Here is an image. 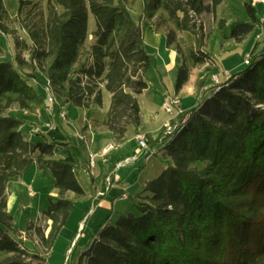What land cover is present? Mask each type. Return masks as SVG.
<instances>
[{"label":"trees","instance_id":"1","mask_svg":"<svg viewBox=\"0 0 264 264\" xmlns=\"http://www.w3.org/2000/svg\"><path fill=\"white\" fill-rule=\"evenodd\" d=\"M137 1L18 0L15 22L30 44L15 37L12 61L1 59L0 47V264H48L76 202L86 196L77 167L55 157L57 146L70 149L69 144L51 142L41 133L26 140L25 121L10 110L35 113L46 107V88L61 100L58 112L69 104L101 107L105 89L112 97L110 108L95 126L109 130L117 145L130 127L141 126L138 96L151 89L147 71L157 70L145 44L149 26L182 58L187 42L179 35L195 38L199 50L192 51L191 64L183 58L176 94L196 66L214 64L204 50L201 18L215 15L224 0H143L136 20ZM246 7L249 19L235 22L229 36L238 44L260 22L255 8ZM90 14L96 30L87 46ZM11 23L0 0V34L15 35ZM224 24L221 20L219 26ZM212 76L206 74L198 91ZM211 90V97L185 110L171 135L162 132L149 143L162 142L157 156L166 169L136 196L139 215L120 214L115 223L108 218L76 264H264V49ZM87 129L82 125L83 135ZM35 164L51 171L58 196L43 212L47 231L28 219L19 231L8 212V185ZM35 237L40 243L30 250L25 240L36 242Z\"/></svg>","mask_w":264,"mask_h":264},{"label":"crops","instance_id":"2","mask_svg":"<svg viewBox=\"0 0 264 264\" xmlns=\"http://www.w3.org/2000/svg\"><path fill=\"white\" fill-rule=\"evenodd\" d=\"M259 5L254 8L260 22L248 38L241 43L243 49L239 53V57H234V54L228 50V45L235 42L229 36H226L219 55L215 56L222 73L233 75L243 71L246 68L243 65V57L254 56L264 49V13H259ZM228 25L230 24L225 21L224 26ZM182 37L187 39V32H184ZM166 41V36L156 33L152 26L146 29V48L149 54L156 57V71L161 79V85L154 86L149 83L151 89L138 96L142 124L138 129L130 127L126 137L117 145L112 141V133L109 130L95 126V123L101 122L107 114L106 112L101 117L97 116L94 114L96 107L90 109L73 107L70 109L71 104H69L61 107V111L53 116L47 113L46 107H41L35 113H28L17 108L10 110L11 116L25 121L26 124L22 127V132H24L26 140L34 141L36 135L41 133L51 142L69 144L70 149L57 146L54 151L55 157L77 167L76 178L86 192V196L76 202L67 225L60 231L48 264H65L66 254L71 247H74L78 256L87 250L93 243L97 230L105 224L106 217L111 213L115 216L118 213L129 214L131 209L122 202L128 200L131 195L136 198L143 191L145 184L151 181L146 176L147 163L149 162H145L138 156L139 147L136 136L144 134L148 143L156 142L161 136L163 126L170 120L169 115L163 111L162 107L166 97L175 93L170 94L166 91L164 77L166 71L181 64L178 53L174 49H168ZM235 44L237 43L235 42ZM200 79L201 76L197 75V79L193 81L192 74L189 83L179 94L185 110L196 107L198 104L195 86ZM33 86H38L36 88L40 89L37 84H33ZM186 89L188 93L185 92ZM105 91L103 89V99ZM189 96L194 100L188 102L186 97ZM60 102V99L56 100L57 108ZM62 112L66 114L65 118L60 116ZM46 124H50V126L47 127ZM82 125H88L85 135L82 134ZM151 145L150 147L157 156V152L162 148L161 142L156 146ZM110 146L113 148L105 156H102ZM90 154L97 156L94 166L89 163ZM122 163L126 165L118 168V165ZM49 172V170L39 169L35 164L21 177L10 180L8 212L14 217L15 228L18 216L24 219V223L25 219L33 223L38 222L42 213L49 207L47 199L50 202V199L57 198L58 191L54 187L55 181L53 177V179L50 178ZM109 176L114 182L108 190L106 179ZM101 193L103 195H100ZM124 193H127V199H122ZM68 196L72 198L73 194L69 193ZM112 217L114 219V215L111 216V220ZM23 229L24 227L18 230L22 231ZM26 241L28 242V240Z\"/></svg>","mask_w":264,"mask_h":264},{"label":"rangeland","instance_id":"3","mask_svg":"<svg viewBox=\"0 0 264 264\" xmlns=\"http://www.w3.org/2000/svg\"><path fill=\"white\" fill-rule=\"evenodd\" d=\"M250 1L251 0H225L217 8V12L215 15L210 14V13H205L203 15V20L201 18V21L204 25V30H205V35H206V43H207V47H205L204 50L213 56L215 62H214V64L206 63V64L201 65V66H196L191 71L190 77L193 74V81H195L197 79V75L201 76V79L198 81L197 85L195 86L196 87V95L195 96H196V101L198 102V104H200L205 99L211 97V95L214 94L215 91L211 90L212 87L221 85L226 80V78H227L226 74L227 73H222V69H221V67L218 66L215 56L219 55V52L225 43L226 36H230L233 24H235V22H237L238 20L239 21H247L249 15L247 12L246 3H250ZM4 6L8 12L10 19H12V23L10 24V27L15 30V35L7 36V35L0 34V47L3 49V53H4V56L1 59L5 60V61H12L13 58L15 57V54H16L15 37H19L20 39L27 42L28 44H30V39H29L28 35L26 34V32L21 29L20 25L17 22H15V19L17 17V13H18V0H4ZM142 8H143V0H138L136 5H135L134 11L132 12L133 17L136 20L138 19L139 15L142 11ZM258 10H259L260 14H263L264 13V5L260 4L258 7ZM221 20H225L230 25L220 27L219 23ZM95 30H96V20H95L94 16L92 14H90L89 15V32L90 33H89V37H88V41H87V46H89L92 43V41H93L92 33ZM182 34L183 33H181L179 36L182 37ZM187 36H188L187 39L182 37L187 42L186 47H185L184 52H183V58H184V61L191 64L192 63V57H191L192 51L195 50L198 52L199 49L195 45L194 36L190 33H187ZM235 42L230 43V45H232V46L228 45V50L234 54V57H239V53L243 49V46H241V44H238L237 42H236L237 44H235ZM25 56L27 57L26 53H25ZM178 57H179L178 59L180 61V64H182L183 58L180 57L179 55H178ZM245 61H246V58L243 57V65L245 67H247L248 65L245 64ZM180 66L181 65H176L173 68H171L170 70L166 71L167 73L164 77V81L166 84V87H165L166 91H168L170 94L175 93L172 96L177 97L179 99V107L184 109V106L182 104V100L179 97L180 93L176 94V82H177L178 70H179ZM207 73H212L213 76L208 81L206 87L203 88L202 90L198 91V84L206 76ZM145 76H146L145 79L148 83L153 84L154 86H160L161 85V79H160L156 69L150 68L147 71ZM215 76H218V78H219L218 82L215 80ZM36 87L38 88V86H36ZM185 92L188 93L187 89L185 90ZM104 93L105 94H104V99H103V105L101 107H96V110L94 113L99 117H101L102 114L108 112V110L110 108V104H111L112 97H111L110 93L107 91H105ZM186 98H187L188 102H189V100H194V99H190V96L186 97ZM73 107H75V106H73L71 104L70 109H72ZM169 117L171 119L170 115H169ZM164 126H163V128H164ZM163 128H162L161 133L163 132ZM147 166H148V168L146 171V176H148V178H150V180L156 179L166 169V165L156 155L152 157V159L149 161V163H147ZM46 170H48V169H46ZM49 173H50V178H52L53 175H52L51 171ZM54 187H55V185H54ZM47 202L49 205V199H47ZM122 204L127 205L131 209L130 213H133L135 215H139V210H138L137 204H136V198L133 197L132 195L129 197L128 200L122 202ZM47 209H48V207L46 208V210ZM118 214L115 216V214L111 213L110 215H108L106 217V220L108 218L110 219L111 216L114 215V219L112 217V220L111 219L110 220L112 223H115L116 220L118 219V216L120 215V214L119 215ZM48 223H49L48 220L44 217V215L42 213V217L39 218V221L34 223V224L37 225L42 230L47 231V227L49 225ZM24 224H25L24 219L22 217L18 216L16 219V228L21 229L24 227ZM23 237H25V234L23 235ZM35 239H36V242H30V241L27 242L25 240V244L30 250H35L37 243H40L39 238L35 237ZM78 258H79V256L76 255V251L74 250V247H71V251H68V253L66 254L65 263L67 262V264H76L78 261Z\"/></svg>","mask_w":264,"mask_h":264},{"label":"built area","instance_id":"4","mask_svg":"<svg viewBox=\"0 0 264 264\" xmlns=\"http://www.w3.org/2000/svg\"><path fill=\"white\" fill-rule=\"evenodd\" d=\"M250 4L252 7H256V5L258 4H263L264 5V0H251ZM251 56L248 55L246 57V61L245 64L249 65V61H250ZM227 77H229V74H226ZM218 76H215V80L218 82ZM44 93L46 96V111L49 115L53 116L56 115L58 113V108H57V104H56V99L51 95V93L49 92V90L46 88L44 89ZM163 111L166 112L168 115L171 116V119L168 123L165 124L164 128H163V134L165 136H169L171 135L177 128V120L178 118L185 112L184 109H182L181 107H179V99L177 97H173V96H168L166 97L165 103L162 107ZM60 116L62 118L66 117V114L64 112H62L60 114ZM47 127L50 126V124H46ZM136 139L138 141V147H139V152H138V156L139 158L144 159L145 162H149L153 156H155V152L154 150L150 147L147 137L144 134H138L136 136ZM162 143V142H161ZM113 147L110 146L108 147L102 154V156H105L106 153H108L109 150H111ZM96 158L97 156L94 154H90L89 155V163L91 166H94L96 163ZM126 164L122 163L118 165V168H121L123 166H125ZM107 182V189L109 190V188L113 185V179L111 176H109L106 179ZM100 195H103V193H101ZM128 195L127 193H124L122 195V199H127ZM71 251V249H70ZM66 261V260H65ZM67 264V262L65 263Z\"/></svg>","mask_w":264,"mask_h":264}]
</instances>
